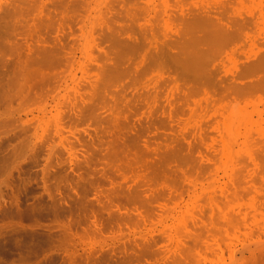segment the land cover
<instances>
[{"label":"rangeland","instance_id":"obj_1","mask_svg":"<svg viewBox=\"0 0 264 264\" xmlns=\"http://www.w3.org/2000/svg\"><path fill=\"white\" fill-rule=\"evenodd\" d=\"M0 6V264H264V0Z\"/></svg>","mask_w":264,"mask_h":264},{"label":"bare ground","instance_id":"obj_2","mask_svg":"<svg viewBox=\"0 0 264 264\" xmlns=\"http://www.w3.org/2000/svg\"><path fill=\"white\" fill-rule=\"evenodd\" d=\"M0 7H1V6H0ZM2 10H3V9H2ZM4 10H5V9H4ZM0 11H1V10H0ZM5 11H6V10H5ZM11 12H12V11H11ZM13 12H14V11H13ZM16 12H17V11H16ZM3 14H4V12H3ZM5 15H6V14H5ZM0 16H1V15H0ZM3 16H4V15H3ZM6 16H7V15H6ZM6 16H5V17H6ZM11 19H12V18H11ZM12 23H13V22H12ZM0 25H1V24H0ZM17 25H18V24H17ZM18 27H19V26H18ZM2 33H3V32H2ZM9 33H10V32H9ZM15 33H16V32H15ZM55 39H56V38H55ZM58 39H59V38H58ZM50 41H51V40H50ZM54 42H55L56 45H57V42H56V41H54ZM61 42H62V41H61ZM61 42H60V43H61ZM15 43H16V42H15ZM39 43H40V42H39ZM55 43H54V44H55ZM46 44H47V42H46ZM54 44H53V45H54ZM61 44H63V43H61ZM30 45H31V44H30ZM51 45H52V44H51ZM53 45H52V46H53ZM56 45H54L53 47H56ZM52 46H51V47H52ZM22 47H23V46H22ZM32 47H33V46H32ZM45 47H46V46H45ZM60 47H61V45H60ZM54 49H57V47L54 48ZM27 51H28V50H27ZM57 51H58V50H57ZM43 52H44V51H43ZM51 52H52V53L54 52V53H53L54 55L56 54V51H54V50L51 51ZM46 53H48V52L46 51ZM52 53H51V54H52ZM53 54H52V55H53ZM54 55H53V57H54ZM56 55H57V54H56ZM31 56H32V55H31ZM47 56H48V54L46 55V57H47ZM40 57H41V56H40ZM29 58H30V57H29ZM43 58H44V57H43ZM44 59H46V58H44ZM44 59H42V60H44ZM47 59H48V61H49V59H50V61L48 62ZM47 59H46V62H48V64H49V63L51 62V58H47ZM55 59L58 60V59H59V56H58V58H55V57H54V60H53V63H52V64L56 63L57 60H55ZM61 59H62V58H61ZM33 60H34V58H33ZM35 60H36V59H35ZM37 60H38V59H37ZM42 60H41V61H42ZM62 60H63V59H62ZM29 61H30V60H29ZM29 61H28V62H29ZM39 61H40V60H39ZM44 61H45V60H44ZM54 61H55V62H54ZM32 62H33V61H32ZM34 62H35V61H34ZM34 62H33V63H34ZM59 63H60V62H59ZM36 64H37V63H36ZM38 64H40V63H38ZM26 65H28V63H27ZM58 65H59V64H58ZM56 66H57V63H56ZM37 67H38V65H37ZM40 67H41V66H40ZM40 67H39V69H40ZM17 69H18V68H17ZM24 69H25V68H24ZM34 70H35V69H34ZM26 71H27V70H26ZM21 72H22V71H21ZM34 72H35V71H34ZM38 72H39V71H38ZM15 73H16V71H15ZM33 75H34V74H33ZM35 75H36V74H35ZM28 76H29V75H28ZM44 77H45V76H44ZM46 77H47V76H46ZM16 79H17V78H16ZM261 255H262V254H261ZM261 255H260V256H261ZM263 256H264V255H263ZM260 259H261V258H260ZM246 260H247V259H246ZM248 261H249V260H248ZM248 261H247V262H248Z\"/></svg>","mask_w":264,"mask_h":264}]
</instances>
